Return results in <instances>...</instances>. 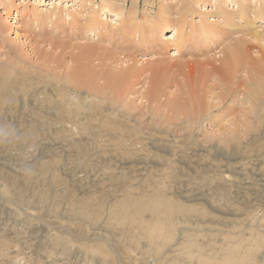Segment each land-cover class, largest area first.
Wrapping results in <instances>:
<instances>
[{"label": "rangeland", "instance_id": "obj_1", "mask_svg": "<svg viewBox=\"0 0 264 264\" xmlns=\"http://www.w3.org/2000/svg\"><path fill=\"white\" fill-rule=\"evenodd\" d=\"M35 1L0 0V240L12 242L0 246V264H113L107 235L115 242L112 234L121 231L122 256L115 259L127 264H153L155 249H129L132 235L158 233L174 236L176 256L193 241L199 246L187 251L206 264H264L263 0H248L244 15L242 0H194L185 15L176 13L182 0H166L173 19L184 15L178 20L187 45L179 54L173 45L161 49L173 28L155 41L144 33L146 45L139 34L126 33L124 44L138 51L124 66L138 61L150 69L116 81L120 93L96 82L89 64L81 63L79 45L87 41L78 21L51 25L16 17L27 2L25 14H33ZM151 1L126 0L153 17L163 0ZM236 47L242 61H255L250 75L234 66L231 84L244 78L247 92L225 101L203 95L202 87L219 81L210 67L231 58ZM159 58L180 66L153 69ZM39 192L61 214L70 203L90 208L97 221L88 242L73 241L59 225L63 219L45 209L24 210L22 197L39 202Z\"/></svg>", "mask_w": 264, "mask_h": 264}, {"label": "bare ground", "instance_id": "obj_2", "mask_svg": "<svg viewBox=\"0 0 264 264\" xmlns=\"http://www.w3.org/2000/svg\"><path fill=\"white\" fill-rule=\"evenodd\" d=\"M43 1L44 0H37L32 4L34 9L33 14H25L28 10H31L28 8V2L24 4L25 6H23V9L16 8V17L20 15L22 17H26L29 21L31 20V22H50L52 23L51 25H57V23L61 24L63 22H66V20H69L70 18L78 21L82 25V29L85 31V38L83 39H86L87 41L86 44L79 45V48H83V50H81L78 54V56L80 57L79 59H81V63L87 62L89 64L87 65L88 72L91 76H93V79H95L96 82L103 80L107 83L108 87L113 88L119 93L121 92L122 88H119L116 81L122 84L125 81L135 77V72L138 73L139 76H142L145 71L150 69V67H147L145 65H141L140 67H138V61H134V64L131 66H128V64L124 66V63L126 61L125 58L129 57V60H134L130 52L138 51L137 48H130L129 45L124 44L126 43V40L123 41V38H125V34L129 33L131 36H137V34H139V40L146 45L147 43L145 42L144 38L141 37L144 33L148 32V34H152V40L155 41L159 36V33L164 31L165 29L173 28V34H171L170 37H167L166 40L162 41L163 48L161 49L166 50L168 46L170 47L173 45L176 54H179L178 52L185 48L187 42L185 45L184 39H182L183 33L181 31L182 29H184L183 26L185 25L183 23L181 27L180 21L178 19H183L185 13L191 11L195 4V2H193L194 0H182L179 9L180 11H176V13H183L184 15L180 16L176 20L172 18L174 14H172L169 8L164 5L167 4L166 0L162 1L160 11L156 12L153 17H150V13L148 11L138 13V11L140 10L139 5L131 3V6L129 7L127 6L126 0H101V4H97L96 0H85V2L84 0H74L72 4H70V2L67 0H51L47 5L48 7L46 8H43L41 5ZM155 1L156 0H152L151 3H155ZM247 1L248 0H242L240 6L241 15H244L247 12V8L245 7ZM75 2L78 3L74 5ZM255 2H257V0H254V3ZM257 7H259V5ZM65 13L66 16L64 15ZM107 14H112L113 16L110 18L106 17L105 19L104 17ZM7 15H9V12ZM113 17H116L117 20H119V24ZM67 25L68 27L69 25L73 26L71 21H69ZM178 25L181 27L180 30ZM189 26H191V24ZM92 38L93 42H90ZM262 40L264 44V38L260 39L259 42H262ZM114 41L119 42L118 44L120 45V48L119 46H115ZM187 41H189V39H187ZM110 44H113L115 47L122 50L111 48ZM49 45L53 50L56 49L53 42L50 41ZM75 55L71 54V57H76ZM166 60L167 59L161 58L157 59L154 62L152 68L156 70L165 69L169 71L174 66H180L177 62L173 63ZM235 65L240 66V72H245L246 74L250 75L252 69L255 66V61H252L251 59L242 61L241 50L239 49V47H236L231 55V58L227 57V61H224V63H221L219 66L214 64L210 67L212 75L214 74L213 76L219 78V81L215 86H211L208 88L202 87L201 90L203 91V95H214L215 97H221L223 101H225L229 97L237 99V96L241 91H243V94L246 93L248 90V84L247 82H243L244 78H238V83L234 85L231 84V81L234 78ZM177 70L180 71L181 69ZM105 72L113 80L105 75ZM189 74H191V72H189ZM101 75L102 78H100ZM249 79H251V76H249ZM165 83L166 79L162 81L161 85ZM230 85H232L233 87ZM125 86L126 85H124V87ZM218 86L225 87L224 94L216 93V88H218ZM106 90L108 91L109 89L106 88ZM18 91L21 90L18 89ZM34 91L37 93L39 90L37 89ZM158 91L161 92V90L159 89ZM127 93L128 92H126L125 94ZM71 103L75 104V102ZM5 190L8 191V189L4 188L3 193ZM38 196L40 200L39 202H35L31 199H28L26 201L25 198L22 197L23 201H21V203L24 204V202H26L28 204L23 206L26 212L32 210L31 208H35L33 210L45 209V212L47 214H53L52 216L54 218L63 219L64 222L60 221L59 225L66 229V231L64 232L70 235L73 238V241L80 242V239H83V242H88V238L92 236L93 221H97L96 218H93V213H91L88 206L70 203L65 207L63 214H61V210L59 208L48 205L49 197L45 195V192H39ZM29 205L33 206H31L30 208ZM34 213H37V215H35ZM34 213L33 214L39 219L44 216H42L40 212L37 211H34ZM80 221H84V227L79 225ZM14 223L17 225L16 222ZM121 232L112 234V236H114L115 238L118 236V239L115 242L111 239L109 234L107 235V242L109 243V245H107V243H105V245L109 246L112 250L111 252H113L115 255L113 264H127V262H124L122 259H115L116 257L122 256L120 253L121 249L119 248V246H117L119 238L125 235V231ZM127 232L130 233V230H127ZM132 237L135 239V244L132 248L129 249V251L135 252L136 254L147 252L149 251V249H155V251H157L156 255H158V259H153V264H206V262L208 261L207 258L199 256L193 250L187 251L188 248H191V246L195 244L193 241L184 243V247L181 245V248L184 249V255L176 256L177 250L173 245L176 242H174L175 238L172 234L169 235L166 233H158L157 235L148 236L144 239H141L142 235L137 234L132 235ZM11 243V240H8V242L4 243H2V241L0 240V246L2 245V247L9 246L11 245ZM195 245L199 246L197 244ZM90 246L91 245L86 246V249L89 252L93 251L92 249H89ZM144 246H146L147 248L145 249ZM93 249L96 248L93 247ZM229 251L230 253L233 252V250ZM229 259V261H231L232 258ZM94 261H96V259L87 260V263L93 264ZM105 263L107 262L104 260L103 264Z\"/></svg>", "mask_w": 264, "mask_h": 264}]
</instances>
